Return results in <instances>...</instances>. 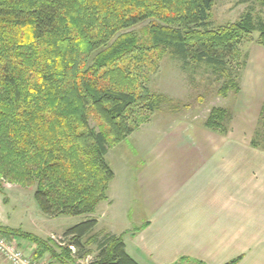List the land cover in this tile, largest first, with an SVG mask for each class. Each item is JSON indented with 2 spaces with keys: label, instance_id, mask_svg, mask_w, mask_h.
I'll list each match as a JSON object with an SVG mask.
<instances>
[{
  "label": "trees",
  "instance_id": "obj_1",
  "mask_svg": "<svg viewBox=\"0 0 264 264\" xmlns=\"http://www.w3.org/2000/svg\"><path fill=\"white\" fill-rule=\"evenodd\" d=\"M217 1L0 0V178L33 186L48 217L92 214L114 177L108 149L132 133L137 109L152 113L164 101L148 79L166 54L182 65L207 64L223 78L222 97L239 91L247 59L240 45L257 32L264 48V21L246 14L211 28ZM235 1L264 7V0ZM145 21V39L126 31ZM226 115L212 108L204 127L224 132ZM259 117L264 123V103ZM95 226L87 218L69 227L57 248L1 222L0 235L34 242L36 260L48 252L59 264H77L91 243L89 264H139L121 236L92 234Z\"/></svg>",
  "mask_w": 264,
  "mask_h": 264
},
{
  "label": "crops",
  "instance_id": "obj_2",
  "mask_svg": "<svg viewBox=\"0 0 264 264\" xmlns=\"http://www.w3.org/2000/svg\"><path fill=\"white\" fill-rule=\"evenodd\" d=\"M238 137L178 121L141 144L132 174L139 229L110 232L136 262L264 264V148ZM41 259L59 264L48 252ZM0 264L9 263L0 255Z\"/></svg>",
  "mask_w": 264,
  "mask_h": 264
},
{
  "label": "rangeland",
  "instance_id": "obj_3",
  "mask_svg": "<svg viewBox=\"0 0 264 264\" xmlns=\"http://www.w3.org/2000/svg\"><path fill=\"white\" fill-rule=\"evenodd\" d=\"M246 14H250L254 22L264 21V7L256 2L217 1L209 24L211 28L222 27L240 20ZM148 25L149 21H145L126 31L145 39ZM256 38L257 32H254L241 43L240 50L247 54V59L239 77L240 88L238 92H229L226 97L218 93L223 78L213 73L207 64L182 65L169 54L163 57L158 70L150 74L148 87L153 93L162 95L164 101L152 113L137 109L134 115L136 126L132 133L108 149L106 161L112 168L114 177L108 186L106 199L96 206L92 214L48 217L37 206L33 186L10 183L0 178V219L10 228L48 240L54 248L65 245L60 232L87 218L96 220L92 234L139 229L140 217L135 202L137 190L132 186V174L141 162L137 155L138 148L147 141L149 135L164 132L171 123L187 121L195 126H204L214 107L226 110L224 132L234 130L236 135H240L238 138L244 145L256 138L258 147L264 148V123L259 117L264 103V48L257 45ZM90 124L98 128L95 120H91ZM8 239L13 240L20 248V243L37 246L19 235ZM87 246L92 249V253L83 259H77V264H89L93 259L95 246L91 243ZM21 249L25 252V248ZM70 250L74 253L75 248ZM25 253L28 254L27 251Z\"/></svg>",
  "mask_w": 264,
  "mask_h": 264
},
{
  "label": "built area",
  "instance_id": "obj_4",
  "mask_svg": "<svg viewBox=\"0 0 264 264\" xmlns=\"http://www.w3.org/2000/svg\"><path fill=\"white\" fill-rule=\"evenodd\" d=\"M73 249V246H70ZM0 255L9 264H46L40 259H34L26 254L13 240L0 235Z\"/></svg>",
  "mask_w": 264,
  "mask_h": 264
}]
</instances>
